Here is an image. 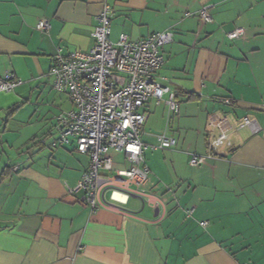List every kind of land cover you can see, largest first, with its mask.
<instances>
[{
	"label": "crops",
	"instance_id": "1",
	"mask_svg": "<svg viewBox=\"0 0 264 264\" xmlns=\"http://www.w3.org/2000/svg\"><path fill=\"white\" fill-rule=\"evenodd\" d=\"M104 2L112 40L173 31L156 79L175 90L179 111L149 97L141 126L149 190L167 199L161 218L136 195L124 206L135 216L91 211L65 186L89 156L49 143L55 116L72 106L52 87L53 57L93 44ZM42 17L48 33L36 28ZM235 26L245 31L229 39ZM6 70L20 83L0 90V264H264V0H0V76ZM244 118L256 127L239 126ZM210 119H224L228 140L190 165L220 131ZM163 130L175 144L152 148Z\"/></svg>",
	"mask_w": 264,
	"mask_h": 264
},
{
	"label": "built area",
	"instance_id": "2",
	"mask_svg": "<svg viewBox=\"0 0 264 264\" xmlns=\"http://www.w3.org/2000/svg\"><path fill=\"white\" fill-rule=\"evenodd\" d=\"M108 12L109 6L104 2L95 16L96 24L91 31L94 42L89 48L68 54L58 48L53 57L49 71L52 87L67 94L72 106L55 116V136L49 143L56 147L73 145L89 156L88 166L80 177L65 186L68 193L81 191L79 200L91 211L115 207L135 216L124 206L131 195H136L157 209V218H161L166 212L167 199L149 190L155 185L145 163L146 145L141 141V126L147 119L143 105L149 97L156 103L164 102L169 113L179 111L175 90L156 79V71L164 61L162 47L172 41L173 31L166 28L138 39H130L122 32L112 40ZM198 16L204 22L211 20L210 5H203ZM36 28L48 33V18H40ZM244 31V27L235 26L226 36L235 39ZM19 83L13 71L6 70L0 76L2 91H10ZM223 101L232 102L229 97ZM223 122L224 119L217 122L210 119V124L218 126L220 131L209 137L205 154H189L190 165L212 158L217 148L227 142L228 129ZM243 125L255 128L256 122L244 118L239 126ZM155 136L156 144L152 148H169L176 142L165 130ZM112 151L121 152L127 165L117 166ZM191 211L192 208L188 210ZM202 223L205 225L207 220Z\"/></svg>",
	"mask_w": 264,
	"mask_h": 264
},
{
	"label": "rangeland",
	"instance_id": "3",
	"mask_svg": "<svg viewBox=\"0 0 264 264\" xmlns=\"http://www.w3.org/2000/svg\"><path fill=\"white\" fill-rule=\"evenodd\" d=\"M66 105L69 106L70 105V102L68 104L66 103Z\"/></svg>",
	"mask_w": 264,
	"mask_h": 264
},
{
	"label": "trees",
	"instance_id": "4",
	"mask_svg": "<svg viewBox=\"0 0 264 264\" xmlns=\"http://www.w3.org/2000/svg\"><path fill=\"white\" fill-rule=\"evenodd\" d=\"M1 180V179H0Z\"/></svg>",
	"mask_w": 264,
	"mask_h": 264
}]
</instances>
